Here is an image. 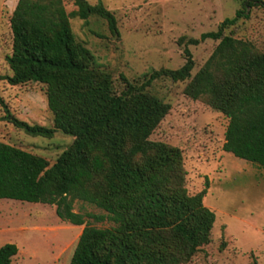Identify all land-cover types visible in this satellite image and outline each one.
<instances>
[{
	"label": "trees",
	"instance_id": "16d2710c",
	"mask_svg": "<svg viewBox=\"0 0 264 264\" xmlns=\"http://www.w3.org/2000/svg\"><path fill=\"white\" fill-rule=\"evenodd\" d=\"M17 0L10 15L11 53L6 62L11 85H43L52 126L28 124L4 105V119L33 136L56 131L73 136L53 163L0 141V199L55 206L61 220L83 225L68 264H185L211 241L215 214L203 203L206 187L189 194L181 150L150 139L170 105L147 90L158 77L188 80L183 92L221 112L228 122L222 148L264 168V53L224 29L247 17L238 9L201 40H218L193 74L191 52L176 69L153 71L142 83L95 66L91 51L75 38L70 18L97 15L117 33L114 15L101 2ZM251 4V2H249ZM76 200L95 205L108 227L85 223ZM18 247L0 246V264H11ZM251 264H257L256 259Z\"/></svg>",
	"mask_w": 264,
	"mask_h": 264
},
{
	"label": "rangeland",
	"instance_id": "374dc122",
	"mask_svg": "<svg viewBox=\"0 0 264 264\" xmlns=\"http://www.w3.org/2000/svg\"><path fill=\"white\" fill-rule=\"evenodd\" d=\"M67 12L74 0H62ZM101 2L115 17L117 33L107 21L91 15L85 21L70 18L75 38L92 53L95 66L109 72L116 83L124 75L134 84L144 82L161 68L176 69L191 52L193 75L207 60L218 40L202 32L216 30L224 18L245 9L247 17L224 29L234 38L252 43L264 53V0H88ZM251 2V4H249ZM17 0H0V141L44 157L53 163L72 142L73 136L56 131L52 137L33 136L4 119V105L28 124L51 127L43 85L28 82L11 85L4 75L11 71L6 55L11 53L10 15ZM188 80L158 77L147 90L169 103L170 109L150 135L181 150L189 194L206 187L203 203L215 214L211 241L185 264H264V168L223 150L228 122L221 112L200 99L184 94ZM73 210L106 215L103 209L76 200ZM85 223L112 225L85 215ZM83 225L61 220L55 206L8 198L0 199V246L18 247L11 264H68Z\"/></svg>",
	"mask_w": 264,
	"mask_h": 264
}]
</instances>
